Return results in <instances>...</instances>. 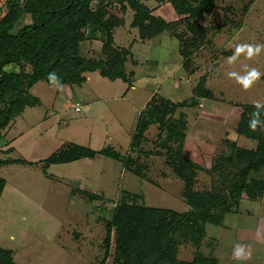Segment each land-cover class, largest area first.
<instances>
[{
  "label": "rangeland",
  "instance_id": "obj_1",
  "mask_svg": "<svg viewBox=\"0 0 264 264\" xmlns=\"http://www.w3.org/2000/svg\"><path fill=\"white\" fill-rule=\"evenodd\" d=\"M248 1L216 0L210 10L186 19L167 4L147 1L156 14L174 24L154 38L143 39L131 26L134 11L128 9L125 25L117 27L113 36L116 51H130L126 69L135 75L128 82L99 71L87 72L82 85L37 82L31 92L40 102L27 106L4 133L0 160L23 162L0 163V176L7 179L0 201V246L12 249L22 264H113L110 248L129 251L135 240L129 236L119 243L112 240L107 219L113 202L102 210L101 200L90 202L82 189L103 196L104 201H116L126 189L144 195L149 206L187 210L183 182L165 157L145 159L149 182L127 170L123 159L89 150L112 145L126 157L139 114L155 97L189 100L190 106L178 108L172 120L188 134L187 153L202 162L226 149L225 138L255 148L256 141L236 132L241 111L237 105L257 101L264 105V48L251 59L241 53L233 63L228 60L239 44L264 46V0H257L242 19ZM233 20L243 27L233 28ZM99 38L82 44L85 56L101 55L104 42ZM183 48L195 51L185 58ZM253 68L261 77L248 90L229 76L232 72L244 76ZM159 133L158 125L148 129L145 149H157ZM74 145L80 157L45 165L67 150L71 153ZM211 185L210 177L201 173L197 189ZM226 224L230 228L208 225L209 236L201 243V250L216 256L214 264H264V198L244 199L240 212L228 216ZM211 236L217 238L214 248L208 245ZM197 246L181 241L179 258L192 260ZM237 247L244 249L241 259L234 255Z\"/></svg>",
  "mask_w": 264,
  "mask_h": 264
},
{
  "label": "trees",
  "instance_id": "obj_2",
  "mask_svg": "<svg viewBox=\"0 0 264 264\" xmlns=\"http://www.w3.org/2000/svg\"><path fill=\"white\" fill-rule=\"evenodd\" d=\"M147 1L150 0H0V151L9 126L27 106L40 102L31 92L37 82L82 85L88 79L86 73L94 71L126 82L135 75L134 71L128 73L126 69L130 51L126 48L116 51L113 47L114 30L125 25L128 9L134 11L131 26L139 29L143 39L154 38L174 24L156 14L146 5ZM155 1L167 4L186 19L197 18L203 11L210 10L216 0ZM250 4L244 6L243 15ZM230 22L235 28L241 27L239 21ZM98 37L104 42L101 55L85 56L82 44ZM197 46L194 43L192 47L196 50ZM194 49L183 48L185 58ZM132 62L138 64L135 59ZM50 73H54L51 79ZM158 99L147 102L141 110L126 157L112 145L89 150L93 155L123 159L127 170L149 182L152 179L145 159L152 155L165 157L166 164L183 182L182 195L189 208L179 211L149 206L144 195L126 189L116 201H104L103 196L87 190L82 189V192L90 202L101 200L98 208L105 211L113 202L107 219L112 240L119 243L126 236L135 240L129 251L119 246L110 248L113 264L217 263L213 252L206 254L200 249L203 239L209 236L208 225L230 228L226 219L240 212L244 199L264 198V105L260 109L254 104L237 105L241 111L236 132L256 141L257 146L247 148L237 140L225 138L226 149L213 154L206 163L187 153L188 134L172 120L178 108L190 106L189 100ZM253 121H258L256 131L249 128ZM152 125L160 129L155 141L157 149L147 150L143 144L148 141L146 132ZM78 151L79 147L74 145L71 153L67 150L45 165L76 159L82 154ZM12 162L23 161L8 159L3 163ZM201 173L210 177L209 189H197ZM6 183L7 179L0 176V201ZM185 239L198 245L192 260L178 256L179 245ZM210 239L208 245L214 248L213 241L217 238L211 236ZM0 264L22 263L15 260L12 249L0 246Z\"/></svg>",
  "mask_w": 264,
  "mask_h": 264
},
{
  "label": "clouds",
  "instance_id": "obj_3",
  "mask_svg": "<svg viewBox=\"0 0 264 264\" xmlns=\"http://www.w3.org/2000/svg\"><path fill=\"white\" fill-rule=\"evenodd\" d=\"M262 48H264V46L261 45H250V44H239L236 46L234 54L228 58L229 63H233L235 58L237 56H239L241 53H246V58L247 59H251L254 56L258 55L260 53V51L262 50ZM54 75V73H50L49 74V79L52 78V76ZM229 76L231 78H234L237 83H239L240 85H242L244 90H248L249 88H251V86L260 79L261 77V73L253 68L250 71H247L246 74L244 76H240L235 72L229 73ZM254 107L257 109H260L262 107V105L257 101L254 104ZM254 115H258V113H254ZM257 123L258 121H253L250 125L249 128L252 131H256L257 130ZM234 255L237 259H241L244 256V249L242 247H237L234 251Z\"/></svg>",
  "mask_w": 264,
  "mask_h": 264
},
{
  "label": "crops",
  "instance_id": "obj_4",
  "mask_svg": "<svg viewBox=\"0 0 264 264\" xmlns=\"http://www.w3.org/2000/svg\"><path fill=\"white\" fill-rule=\"evenodd\" d=\"M257 0H253L252 2H251V0H249L247 3H251L250 4V6L248 7V9L246 10V12H244V15H243V18L242 19H244L245 18V16L247 15V13L250 11V9H251V7L253 6V4L256 2ZM246 3V4H247ZM245 4V5H246ZM244 5V6H245ZM244 8V7H243ZM243 21V20H242ZM231 23V22H230ZM229 25V24H228ZM233 28H235L234 26H232ZM243 27V24H242V26L240 27V28H235L236 30H240L241 28Z\"/></svg>",
  "mask_w": 264,
  "mask_h": 264
},
{
  "label": "built area",
  "instance_id": "obj_5",
  "mask_svg": "<svg viewBox=\"0 0 264 264\" xmlns=\"http://www.w3.org/2000/svg\"><path fill=\"white\" fill-rule=\"evenodd\" d=\"M78 106L76 107L77 110H80L79 103L77 104Z\"/></svg>",
  "mask_w": 264,
  "mask_h": 264
}]
</instances>
